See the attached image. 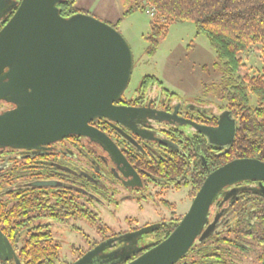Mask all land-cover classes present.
I'll list each match as a JSON object with an SVG mask.
<instances>
[{
    "label": "flooded vegetation",
    "instance_id": "af4514ba",
    "mask_svg": "<svg viewBox=\"0 0 264 264\" xmlns=\"http://www.w3.org/2000/svg\"><path fill=\"white\" fill-rule=\"evenodd\" d=\"M0 1V20H3L10 12L13 13L20 0ZM150 83V80L146 83L141 80L138 88L130 93H126L125 89L114 102L118 106L136 108L132 115L124 117V121L97 117L89 122L115 143L134 174L124 175L126 167L121 169L117 166L98 141L84 135H68L34 148L0 147V215L3 213V205L14 207V212L22 206V214L15 221L24 224L33 216L32 225H45L49 230V233L27 232L29 225H26L21 230L5 234L0 227L1 233L11 245L9 257L0 254V264H22L20 261L27 260L31 251H54L53 264H73L102 242L104 245L101 249L83 264H126L168 235L162 236L161 233L165 230V225L177 221L178 217L181 219L187 210L176 213L173 209L174 201H168L162 196L163 193L158 194L160 190L154 191L151 188L161 185L178 191L186 186L192 201L198 190L197 188L192 194L193 180L198 176V172L203 171L198 169V165L195 167V164H198L196 156L201 158L204 167L208 169L207 173L213 170L198 152V146L202 144L206 148L207 158L216 160L231 144L236 131V121L229 112L212 109L203 97L192 102H183L174 94H163V91L156 90ZM142 93L144 96L139 98ZM13 106L7 99L0 98V112ZM139 108L161 111L163 114L157 115L155 112L141 111ZM229 121L234 125L233 136L222 144L218 142L221 129L217 131V128ZM206 128H211L214 133L212 141L209 140ZM175 155L182 156V162L186 163L185 175L176 176L178 169L175 173L167 175L168 169L156 167V163L161 159ZM139 160L154 163H150V168L147 169L140 165ZM157 172L166 174L167 178L155 176ZM262 184L264 185V181ZM251 186L259 190L257 180H242L223 187L215 195L206 214L203 229L209 224H214L211 233L203 239H199L198 235L188 251L172 264H260L264 256V246L260 247L255 243L253 236L259 233L256 224L260 222L262 213L249 211L252 208H248L249 213L243 214V206L236 208L232 205L237 196L242 194L243 188ZM35 189L46 191L51 199L61 195L62 198L68 199L72 208L61 210L57 214L52 213L53 215L49 212H41L36 216L35 213L30 214L27 204L23 205V202ZM19 194L25 195L21 205L18 203V197L21 196ZM155 195L170 208L169 217L158 218L151 224L139 227L128 225L118 231H107L105 225L99 224L101 208L109 209L112 205L115 207L123 197L146 202L148 197ZM262 197L264 198L263 195ZM249 204L250 202H246L245 205ZM110 213L113 214V210H110ZM44 218L52 221H43ZM2 219L0 216V222ZM72 220H83L95 225L97 229L94 232L79 229L80 232L71 237L77 239L79 244L72 245L62 252L60 238L63 236L58 237L50 223H53V227H65ZM126 220L131 222L132 218ZM235 222L241 223L239 228L249 234L242 237V231H230L229 228ZM151 226V230L138 231ZM70 227L77 228L74 225ZM157 228L161 230H155ZM30 234L47 236L46 239L49 240L43 239L42 242H51L58 247L26 246ZM61 234L63 235V232Z\"/></svg>",
    "mask_w": 264,
    "mask_h": 264
},
{
    "label": "water",
    "instance_id": "95a60500",
    "mask_svg": "<svg viewBox=\"0 0 264 264\" xmlns=\"http://www.w3.org/2000/svg\"><path fill=\"white\" fill-rule=\"evenodd\" d=\"M59 1L20 0L0 28V98L14 104L0 112V147L34 148L68 135H84L98 141L117 166H125L124 175L134 174L115 143L89 123L97 117L122 122L136 110L114 103L130 80L131 48L115 27L90 14L61 17ZM218 130V142L223 144L233 136V122L220 124ZM206 133L212 141L211 128ZM242 180H257L264 196V161L238 157L209 171L173 230L126 264L175 262L198 235L203 239L211 233L214 224L203 226L215 195ZM103 245L73 264H83ZM9 252L11 245L0 231V254L9 257Z\"/></svg>",
    "mask_w": 264,
    "mask_h": 264
},
{
    "label": "trees",
    "instance_id": "16d2710c",
    "mask_svg": "<svg viewBox=\"0 0 264 264\" xmlns=\"http://www.w3.org/2000/svg\"><path fill=\"white\" fill-rule=\"evenodd\" d=\"M145 4L153 10L150 19V31L146 36L149 41L147 51L153 50L159 39L165 36L169 24L176 21H190L193 23L197 34H204L207 37L220 64L222 70L220 82L218 84L212 83L211 89L203 92L204 96L208 94L214 96L219 103L206 98L203 99L212 109L229 112L236 121V131L231 144L217 156L216 160L207 158L206 148L202 144L198 146L200 148L198 152L203 155L209 168L214 169L235 157H254L264 161V0H145ZM134 5V8L144 7L138 3ZM57 8L59 15L63 18L80 13L82 10L75 4L74 0H60L57 3ZM11 14L12 12L0 20V28ZM112 26L116 28L115 25ZM250 49L259 52L261 67L257 72L240 74L239 68L244 66L241 54ZM151 78V76L146 75L142 82L146 83ZM155 80V78L153 81L150 80L152 83L150 84L156 90L163 91V94L165 92L170 95L173 94L161 86L160 81L155 83ZM143 96L144 93L139 98ZM196 161L198 164H195V167L198 165V169L203 171L198 172V176H195L193 180L192 194L199 188L207 174V168L204 167L201 158L196 156ZM139 162L142 167L147 169L150 168V163H154L153 161L143 162L141 160ZM156 167L168 169L167 175L175 173L177 169L178 175L176 176L185 175L187 172V165L182 162V156L179 155L161 159L156 163ZM154 175L167 178L166 174L161 172ZM237 197L232 205L236 208L243 206V214L249 213L248 208H252L249 211L262 213L260 222L256 224L259 233L253 236V240L260 247H263L264 198L254 186L243 188L242 194ZM18 198V203L21 205L25 195ZM246 202H250V204L246 206ZM69 203L68 199L62 198L61 195L51 199L46 191L35 189L27 196L23 205L27 204L29 213H35L36 216L41 212H49L53 215L61 210L71 209L72 206ZM2 209L3 213L0 216L3 219L0 222V227L5 234L9 231L21 230L26 225H29L27 232L45 231L49 233L45 225L31 224L33 216L30 217L29 222L24 224L15 221L22 214V206L15 212L14 207L7 205H3ZM179 219L180 217L177 218V221ZM177 221L165 225V230L161 232L162 236L169 234L176 226ZM16 225L19 227L17 228ZM239 225L241 223L235 222L229 230L236 233L241 232ZM155 230L159 231L161 228ZM242 233L244 234L242 237L249 234L244 230ZM46 238L47 236L30 234L25 245L37 248L58 247L51 242H42L43 239L49 240ZM54 254V251H31L28 254V259L20 262L22 264H53ZM18 256L20 257V255Z\"/></svg>",
    "mask_w": 264,
    "mask_h": 264
},
{
    "label": "rangeland",
    "instance_id": "374dc122",
    "mask_svg": "<svg viewBox=\"0 0 264 264\" xmlns=\"http://www.w3.org/2000/svg\"><path fill=\"white\" fill-rule=\"evenodd\" d=\"M80 7L81 13L90 14L110 25H115L129 44L133 54V68L126 93L138 88L144 76L148 75L155 83L160 81L161 86L173 93L183 102H192L197 98H206L213 102L219 101L205 90L211 89V84H218L221 80L222 70L216 58L215 52L204 34H197L190 21H176L169 24L168 31L160 38L156 47L147 51L149 41L146 36L150 31V19L152 13L145 0H74ZM140 4L143 8H134V4ZM132 8L130 11L128 9ZM150 12V13H149ZM244 66L239 68V73H254L259 71L261 60L259 52L250 49L241 54ZM160 190L168 201H174L176 213L185 212L190 204L191 196L187 187L174 191L170 187L161 185L151 188ZM151 190V191H152ZM154 194V193H153ZM157 194V193H156ZM158 195L137 201L136 198L123 197L114 207L101 208L100 225H105L107 231L123 230L130 226H142L151 224L158 218L169 217L171 210L164 205ZM98 210V209H97ZM113 210V214L110 213ZM132 218L131 222L126 219ZM43 221H52L44 218ZM54 222V221H53ZM52 230L61 240L62 252L72 245H78L77 239H72L74 233L82 231L94 232L97 227L83 220H72L65 227L57 225ZM71 225L77 228L70 227ZM63 232V235L61 234ZM256 264V262H255Z\"/></svg>",
    "mask_w": 264,
    "mask_h": 264
},
{
    "label": "built area",
    "instance_id": "2783aa9c",
    "mask_svg": "<svg viewBox=\"0 0 264 264\" xmlns=\"http://www.w3.org/2000/svg\"><path fill=\"white\" fill-rule=\"evenodd\" d=\"M149 11H150L151 13L153 12V10H152L151 8L149 9ZM150 12H149V13H150Z\"/></svg>",
    "mask_w": 264,
    "mask_h": 264
}]
</instances>
